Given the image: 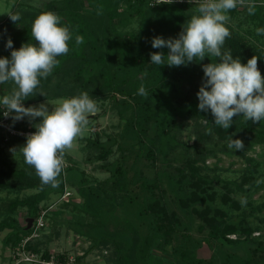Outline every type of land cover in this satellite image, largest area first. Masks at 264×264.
I'll return each instance as SVG.
<instances>
[{
  "label": "trees",
  "instance_id": "1",
  "mask_svg": "<svg viewBox=\"0 0 264 264\" xmlns=\"http://www.w3.org/2000/svg\"><path fill=\"white\" fill-rule=\"evenodd\" d=\"M84 1L89 7L88 11L83 10ZM120 4H124L125 9L120 10ZM192 5V3L167 2L150 5L148 0H53L48 3L50 11L62 18L61 24L69 26L73 36L68 42L69 52L58 57L60 63L47 79L41 78L37 92H43L44 95L37 93L23 101V104L58 97H72L81 92H88L94 100L108 99L117 109L121 129L117 134L108 135L104 140L96 136L89 143L97 149L96 157L99 160H106L112 153L114 145H117L120 155L112 163L103 164V169L109 175L102 181L88 183L86 177L75 168L66 166L63 171L67 172L65 174L62 171L58 178L59 185L55 188L42 185L35 170L27 164L24 168H14L10 164L0 168V187L9 182L7 184L16 190L38 188L34 193L3 199L0 203L3 212H6V216L0 219V233L8 229L1 242L3 246L9 247L11 253L25 237L31 234L38 213L48 209V206L42 203L51 193H58L59 196L63 193L72 170L80 175L77 192L81 199L78 205L73 201H62V203L66 206L73 204L91 218L92 221L78 224L77 232L88 238L90 242L82 254L85 255L95 248L108 249L110 252L105 256L106 264H236L237 262L231 261L233 253H225L226 246L240 240L254 241L252 228L237 227L229 223L219 208H212L205 202L204 196H200L195 190L185 198H180L179 202L183 208H189L192 203L198 201L205 203L199 210L191 206L190 211L200 220L197 229L204 231L206 236L196 240L189 232L178 234L182 225L179 216L167 209L162 201V195H158L155 190L159 187L160 172L150 180L134 167L135 161L142 155L151 162H156L158 156H161L159 158L162 163L168 162L167 148L179 143L174 133L170 131L178 117L188 114L196 116L204 120L207 131L212 129L219 137H230L231 126L225 130L214 125L211 111L203 112L198 109V99L179 101L169 96L174 87L172 77L177 74L191 75L193 66L198 62L211 61L209 57L206 56L203 61L197 60L186 66H179L181 71H176L175 66L169 67L166 64L158 66L151 63L150 53L163 52L167 55L169 51L167 48L146 49L140 43V36L121 34L114 26L115 20L124 12L129 16L145 15L149 9L168 7V14L172 12L178 13L176 18L180 16L179 26L174 23L168 25L173 16H165L161 17V30L169 34L164 39L177 38L189 19L184 14L183 8ZM98 10L102 14L98 15ZM76 35L83 36V44L75 43ZM9 38L13 41L15 49H19L24 43H36L31 38V27L4 33L0 36V48H3L2 53L0 52L1 57L10 58L12 49L5 47ZM228 49L232 51L233 58L238 57L243 64H246L252 56H258V68L264 76L263 47L247 45L245 41L231 37L225 42L222 50ZM4 84H0V92L3 91ZM141 84L148 92L146 98L138 94ZM2 109L3 107H0V115ZM10 120L13 127L27 128L26 124L15 123L11 118ZM151 126L155 128V137L147 139V132ZM238 128L239 134L246 135L251 144H264V121L254 123L243 118ZM16 140H26V138L12 137L5 142L0 132V150L3 145ZM194 148L197 157L187 160L183 169L179 168L180 176L184 178L185 174H189L190 177L195 175L201 180L202 178L197 175L199 168L197 162H204L205 155L202 147ZM185 169L188 171L184 173ZM169 177L173 180L171 175ZM197 179L193 180V184ZM136 185L139 186L138 191L134 189ZM234 204L237 206V203ZM18 208L25 210L23 224L13 217V213ZM48 214L49 212L46 217ZM29 218H32L30 227H28ZM233 234L235 237H230ZM38 237L28 240L25 249L40 252L42 257L47 258L50 251L39 249ZM203 243L214 249L207 258L198 255V249ZM156 250L163 255H157ZM215 252L218 256H214ZM261 252H264V246L260 242L254 243L249 249L244 264H264L260 263L259 258H255ZM67 254L58 253L57 257L63 260ZM83 255L75 256L74 264L80 262ZM13 259L11 256V260Z\"/></svg>",
  "mask_w": 264,
  "mask_h": 264
},
{
  "label": "rangeland",
  "instance_id": "2",
  "mask_svg": "<svg viewBox=\"0 0 264 264\" xmlns=\"http://www.w3.org/2000/svg\"><path fill=\"white\" fill-rule=\"evenodd\" d=\"M50 1L53 0H0V36L4 33L21 31L25 27H31L33 20L39 13L50 11L48 7ZM192 4V6L183 8L184 14L189 19L193 14H196L198 7V3ZM255 4L256 12L254 15H250L244 6H238L229 12L231 19L226 26L229 28L231 36L226 41L231 37H235L245 41L247 45L254 44L264 48V36L257 35L255 31L257 28L264 27V0H255ZM119 8L123 10L125 5L120 4ZM167 9L168 7L165 9L156 7L149 9L145 15L135 14L134 16H129L124 12L115 20V29L121 34L129 33L140 36L142 47L152 48L151 41L153 37L164 36L163 38H166L169 35L161 30V17L173 16L168 25L174 23L177 26L179 23L180 16L176 18L178 13L169 12L170 14H168ZM83 10H89L86 1H84ZM9 11L14 14L18 13L21 19L18 22H12L7 14ZM2 51L3 48L1 47L0 52L2 53ZM210 62L212 61L198 62L193 66L192 74L189 76L177 74L172 77L174 87L171 89L169 96L179 101H185L186 99L197 101V93L204 80L203 65ZM174 70L181 71L178 67ZM4 85L0 97L9 94L14 87L11 81ZM62 98L69 97L45 99L24 104V106H38L40 103H47L49 111H51L52 107ZM96 101L98 102L99 111L89 116L90 123L85 134L74 141L73 147L66 152L64 157L66 165L63 169L66 166H72L83 177H86L88 183H97L107 178L109 173L103 169V164L112 163L120 155V150L117 149V145H114L112 153L106 160H99L96 157L98 154L97 149L89 143L96 136L104 140L108 135H115L121 129L120 117L113 104L108 99ZM41 119L38 117L35 121L29 122L28 118L25 117L22 120L15 121V123L26 124V127L34 128L33 124L39 123ZM242 119L243 116L233 118L232 129L228 138V136L219 137L212 129L211 133L208 134L204 127V120L196 116L188 114L178 117L176 124L171 127L170 131L174 133L179 143L167 148L168 162L162 163L161 156H158L156 162H151L149 158L142 155L135 161L134 166L136 171H139L146 179L150 180L156 177L157 172H160L158 174L159 187L155 190L158 195H162V201L167 209L174 211L179 216L182 225L181 230L177 232L178 234L189 232L196 240L206 236L204 231L197 229L200 220L196 214L190 211L191 206L199 210L205 203L198 201L192 203L189 208H183L179 202L180 198H185L192 190H195L200 196H204L205 202L212 208H219L223 212V217L227 218L229 223L237 227L252 228L254 241L240 240L225 248L227 249L225 253H233L231 261L237 262L236 264L245 263L244 260L248 257L249 249L254 246V243L260 242L264 246V182L256 183L257 180L264 181V144H251L246 135L239 134L238 125ZM154 137L155 128L151 126L147 132V139H153ZM230 139H240L244 145L243 150L230 149L228 147ZM25 143L26 140H16L3 145L0 150V168H4L6 164H10L14 168H24L26 163L20 148ZM195 146L199 149L202 147V152L205 155L204 162H197V165H199L197 175L203 180L197 179L198 177L195 175L190 177L189 174H185L184 178L180 176V170L183 169L187 160L197 157ZM12 149L16 150L13 152ZM187 171L185 169L184 173ZM63 172L66 174L67 171ZM79 173L76 174L75 170L70 171L68 182L65 184L66 190L71 191L73 195L72 201L77 205L81 199L77 192ZM163 173L168 174V176ZM169 175L173 177V180L170 179ZM195 179L197 181L193 184ZM7 183L0 187V203L3 199H10L15 196L23 197L38 191V188L35 187L16 190ZM134 189L138 191L139 186H134ZM61 195L51 193L49 198L42 203L48 206L49 214L38 237L39 249L41 251L48 249L50 252L57 254L68 253L71 256L83 255L82 253L87 249L90 242L88 238L77 232V228L78 224L86 223L91 218L75 208L73 204L63 205ZM242 199H246V204L241 203ZM234 202L237 203V206ZM4 216H6V212H3L0 207V219ZM13 217H16L23 224L25 218L24 208H18L13 213ZM7 231L8 229H4L0 233V264H12L11 261L13 262L9 247L3 246L1 242ZM230 237H235V235H230ZM212 250L214 252L210 245L207 246L206 243H203L198 249V255L207 258ZM109 252L110 250L105 248H95L83 255L81 261L76 264H106L105 256ZM155 253L159 256L163 255L157 250ZM214 256H218L217 252L214 253ZM255 258H259L260 263H264V252H261Z\"/></svg>",
  "mask_w": 264,
  "mask_h": 264
},
{
  "label": "clouds",
  "instance_id": "3",
  "mask_svg": "<svg viewBox=\"0 0 264 264\" xmlns=\"http://www.w3.org/2000/svg\"><path fill=\"white\" fill-rule=\"evenodd\" d=\"M168 2L172 3L173 0ZM195 2L198 3L196 14L184 24L177 38H152V48H167L169 51L167 55L163 52L150 53L151 63L179 67L209 57L212 62L203 65L204 80L197 93L198 109L203 112L210 110L214 125L225 130L237 116L254 123L264 121V76L258 68L259 57L254 55L243 64L238 57L233 58L230 49L222 50L226 39L231 36L226 26L231 19L229 12L244 6L250 15H254L255 0ZM7 14L12 22L21 19L18 13L9 11ZM97 14L102 13L98 10ZM61 19L52 11L39 13L31 25V38L36 43H24L15 49L9 38L5 47L12 49L10 58L0 57V84L9 81L14 84L9 94L0 97V107L5 109L3 115L14 122L25 117L29 122L42 118L39 123L33 124L36 130L27 134L26 143L20 151L25 163L35 169L41 184L54 188L59 185L58 178L65 165L66 152L73 147L77 138L85 134L90 123L89 116L99 111L98 102L88 92L62 98L51 111L47 103L29 107L23 104L37 93L44 95L37 92L41 78L47 79L59 65L58 57L69 52L68 42L73 34L69 26L61 24ZM255 31L257 35L264 36V27ZM75 43L83 44V36L76 35ZM138 94L145 98L148 96L143 84ZM228 147L243 150L244 145L240 139H230ZM15 150L12 149L13 152ZM261 182L264 181L257 180L256 183ZM246 202V199L241 200L242 204Z\"/></svg>",
  "mask_w": 264,
  "mask_h": 264
},
{
  "label": "built area",
  "instance_id": "4",
  "mask_svg": "<svg viewBox=\"0 0 264 264\" xmlns=\"http://www.w3.org/2000/svg\"><path fill=\"white\" fill-rule=\"evenodd\" d=\"M150 5H156L163 2H168V0H148ZM172 3H190L189 0H173ZM191 3H196L195 0H192ZM5 109H2L0 115V132L3 134V140L9 141L12 137H23L26 138L27 134L34 132L36 129L26 128L20 129L13 127L11 124L10 117L5 118L3 112ZM66 165V164H65ZM64 165V166H65ZM61 200L65 202H70L73 200V195L71 191L66 190L61 195ZM49 209L41 210L33 225H32V232L29 236L25 237L19 245L15 247L12 251L11 256L14 258L12 264H21L22 262L29 263V264H74L75 263V256L66 255V258L63 260L58 259L57 253L50 252L49 257L44 258L42 257L41 253L32 252L25 249V244L28 240L38 237L40 235V230L46 224V214L48 213Z\"/></svg>",
  "mask_w": 264,
  "mask_h": 264
},
{
  "label": "water",
  "instance_id": "5",
  "mask_svg": "<svg viewBox=\"0 0 264 264\" xmlns=\"http://www.w3.org/2000/svg\"><path fill=\"white\" fill-rule=\"evenodd\" d=\"M28 221H29L28 227H30L32 223V218H29Z\"/></svg>",
  "mask_w": 264,
  "mask_h": 264
}]
</instances>
